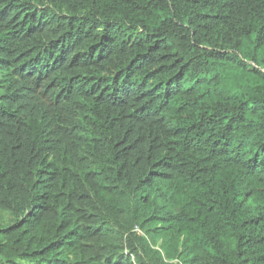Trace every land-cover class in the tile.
Instances as JSON below:
<instances>
[{"label": "trees", "instance_id": "obj_1", "mask_svg": "<svg viewBox=\"0 0 264 264\" xmlns=\"http://www.w3.org/2000/svg\"><path fill=\"white\" fill-rule=\"evenodd\" d=\"M0 264H264V0H0Z\"/></svg>", "mask_w": 264, "mask_h": 264}]
</instances>
